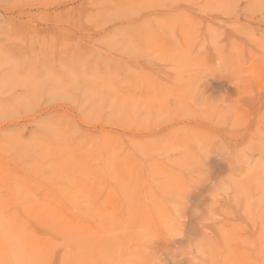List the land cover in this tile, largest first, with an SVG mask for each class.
Masks as SVG:
<instances>
[{"label": "rangeland", "instance_id": "1", "mask_svg": "<svg viewBox=\"0 0 264 264\" xmlns=\"http://www.w3.org/2000/svg\"><path fill=\"white\" fill-rule=\"evenodd\" d=\"M261 163L264 0H0V223L35 264H264Z\"/></svg>", "mask_w": 264, "mask_h": 264}, {"label": "clouds", "instance_id": "2", "mask_svg": "<svg viewBox=\"0 0 264 264\" xmlns=\"http://www.w3.org/2000/svg\"><path fill=\"white\" fill-rule=\"evenodd\" d=\"M211 150L208 149V151ZM215 151L225 160L229 158L234 161L238 160V156L232 154L224 145H218ZM259 167L264 169V163H261ZM173 207L175 208L176 205H173ZM0 240L3 241L6 247L5 254L8 259V264H35L28 247V238L25 233L12 231L4 223H0ZM148 255L151 257L149 264H162V257L160 255L152 254L150 251Z\"/></svg>", "mask_w": 264, "mask_h": 264}]
</instances>
